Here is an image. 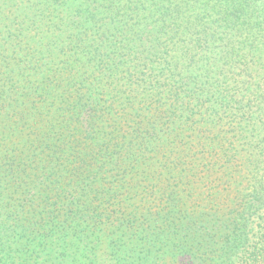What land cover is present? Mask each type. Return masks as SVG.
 I'll return each mask as SVG.
<instances>
[{"label":"trees","instance_id":"1","mask_svg":"<svg viewBox=\"0 0 264 264\" xmlns=\"http://www.w3.org/2000/svg\"><path fill=\"white\" fill-rule=\"evenodd\" d=\"M0 264H264V0H0Z\"/></svg>","mask_w":264,"mask_h":264}]
</instances>
